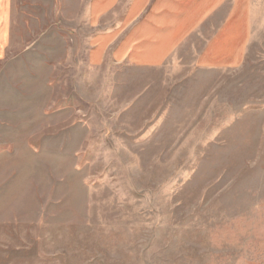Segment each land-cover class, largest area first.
Here are the masks:
<instances>
[{
	"label": "rangeland",
	"instance_id": "obj_1",
	"mask_svg": "<svg viewBox=\"0 0 264 264\" xmlns=\"http://www.w3.org/2000/svg\"><path fill=\"white\" fill-rule=\"evenodd\" d=\"M91 1L5 2L0 264H264V0L235 67L94 62Z\"/></svg>",
	"mask_w": 264,
	"mask_h": 264
},
{
	"label": "crops",
	"instance_id": "obj_2",
	"mask_svg": "<svg viewBox=\"0 0 264 264\" xmlns=\"http://www.w3.org/2000/svg\"><path fill=\"white\" fill-rule=\"evenodd\" d=\"M0 2L1 46L7 36V11L6 0ZM90 9L97 24L94 62L112 58L161 66L194 36L205 41L199 57L205 64L235 67L242 61L246 0H92ZM208 24L212 25L209 34L199 36Z\"/></svg>",
	"mask_w": 264,
	"mask_h": 264
}]
</instances>
